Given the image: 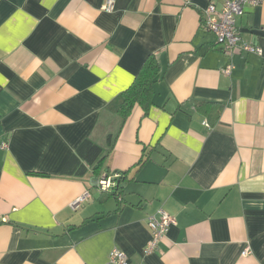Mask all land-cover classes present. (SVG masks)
<instances>
[{
  "label": "crops",
  "instance_id": "0c3cea01",
  "mask_svg": "<svg viewBox=\"0 0 264 264\" xmlns=\"http://www.w3.org/2000/svg\"><path fill=\"white\" fill-rule=\"evenodd\" d=\"M104 1L0 0V264H105L113 247L132 264H264V0L236 19L263 54L230 58L202 25L223 0ZM150 57L152 103L122 120L109 104ZM87 138L101 169L66 174ZM104 173L120 174L110 191ZM160 208L175 224L143 254Z\"/></svg>",
  "mask_w": 264,
  "mask_h": 264
},
{
  "label": "built area",
  "instance_id": "2783aa9c",
  "mask_svg": "<svg viewBox=\"0 0 264 264\" xmlns=\"http://www.w3.org/2000/svg\"><path fill=\"white\" fill-rule=\"evenodd\" d=\"M115 0H105L102 9L111 12L114 8ZM260 0H223L218 9L213 2H209L203 9L202 25L215 37V42L219 45L222 53L230 58L235 54L252 53L262 55L263 50L260 46L242 38L236 26V19L243 13L246 5H257ZM233 65L227 62L223 67V72L229 74ZM1 148L7 147V142L1 143ZM120 177L119 173L102 174L96 181V187L101 191H110L116 186V181ZM90 194L86 190L76 197L70 206L72 209L89 198ZM147 226L150 230V238L142 249L143 254H148L156 250L169 227L175 224V218L160 208L155 214L148 215L146 218ZM242 255L248 253L247 247L242 250ZM84 264V263H83ZM105 264H132L127 256L120 249L113 247Z\"/></svg>",
  "mask_w": 264,
  "mask_h": 264
},
{
  "label": "trees",
  "instance_id": "16d2710c",
  "mask_svg": "<svg viewBox=\"0 0 264 264\" xmlns=\"http://www.w3.org/2000/svg\"><path fill=\"white\" fill-rule=\"evenodd\" d=\"M158 66L155 59L147 58L142 67L137 71L132 83L119 93L109 104V107L124 120L132 106L135 103L147 109L152 103V84ZM111 133L107 135V142H110ZM104 148L91 139H84L76 148L65 165V173L68 175L82 176L87 170V166H91L93 171H99L103 165L106 154L103 153Z\"/></svg>",
  "mask_w": 264,
  "mask_h": 264
}]
</instances>
